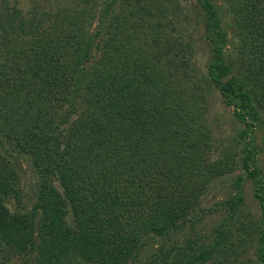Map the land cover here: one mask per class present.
<instances>
[{"label": "trees", "instance_id": "16d2710c", "mask_svg": "<svg viewBox=\"0 0 264 264\" xmlns=\"http://www.w3.org/2000/svg\"><path fill=\"white\" fill-rule=\"evenodd\" d=\"M147 1L104 0L96 12L97 0H80L28 15L0 5V264L29 254L33 264H126L145 237L185 216L212 170L210 86L245 123L243 168L261 209L264 264V182L251 142L259 112L248 89L226 80L227 32L215 4L197 0L211 60L196 77L181 38L162 37ZM230 2L259 25L264 0ZM24 166L35 178L27 207ZM219 249L217 239L200 254L186 245L159 258L202 264Z\"/></svg>", "mask_w": 264, "mask_h": 264}, {"label": "rangeland", "instance_id": "374dc122", "mask_svg": "<svg viewBox=\"0 0 264 264\" xmlns=\"http://www.w3.org/2000/svg\"><path fill=\"white\" fill-rule=\"evenodd\" d=\"M79 1L0 0V5L14 6L28 15L35 8L50 13L74 8ZM212 1L227 32L226 80L248 89L259 112L251 142L257 152L256 167L264 182V11L259 25L252 28L244 18L236 15L230 6L232 2ZM103 2L97 0L96 12ZM241 3L243 1H239L236 7ZM146 4L153 20L159 24L162 37L181 38L191 72L196 77L204 75L211 54L204 37V14L197 0H149ZM96 28L95 19L92 29ZM255 28H259L258 36H255ZM204 91L207 161L212 170L186 215L167 231L145 237L126 264H161L160 255L186 245L194 248L193 254H200L211 248L217 239H220L221 249L202 264H259L257 241L262 219L254 196L255 184L246 177L243 168L248 140L242 136L245 123L233 115L232 107L224 104L211 86ZM22 176L23 207L33 206L35 178L28 166L23 167ZM9 264H33L32 256L18 257Z\"/></svg>", "mask_w": 264, "mask_h": 264}]
</instances>
